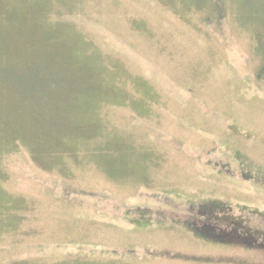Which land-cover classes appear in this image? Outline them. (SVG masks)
<instances>
[{
    "label": "rangeland",
    "instance_id": "obj_1",
    "mask_svg": "<svg viewBox=\"0 0 264 264\" xmlns=\"http://www.w3.org/2000/svg\"><path fill=\"white\" fill-rule=\"evenodd\" d=\"M206 222L264 234V0H0V264H264Z\"/></svg>",
    "mask_w": 264,
    "mask_h": 264
},
{
    "label": "trees",
    "instance_id": "obj_2",
    "mask_svg": "<svg viewBox=\"0 0 264 264\" xmlns=\"http://www.w3.org/2000/svg\"><path fill=\"white\" fill-rule=\"evenodd\" d=\"M205 220V219H203ZM200 228H196L195 230L202 234L205 238H208L209 240H214L217 242H224L227 244H231V245H240L242 247H255V248H264V245L259 243L260 239L264 238V234L260 233V232H253L250 231L249 229H245V228H241V227H233L230 228L229 230H231L230 232H233L232 236L229 237H224L221 236L222 234L216 232V230H214V226L213 224H210L208 222H206L203 225L200 224ZM216 235H219L221 237H217ZM244 235V236H243Z\"/></svg>",
    "mask_w": 264,
    "mask_h": 264
}]
</instances>
